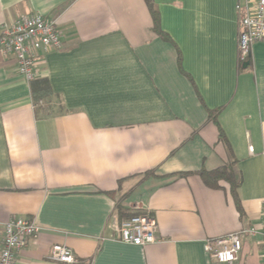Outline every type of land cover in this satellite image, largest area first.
Returning <instances> with one entry per match:
<instances>
[{
    "label": "crops",
    "instance_id": "obj_1",
    "mask_svg": "<svg viewBox=\"0 0 264 264\" xmlns=\"http://www.w3.org/2000/svg\"><path fill=\"white\" fill-rule=\"evenodd\" d=\"M256 1L0 0V25L41 14L61 38L37 53L39 102L0 52V249L16 216L42 228L16 264H223L205 243L231 232L232 264H264V42L244 67L236 8ZM224 165L236 196L200 175ZM119 205L158 241L119 240ZM56 244L75 261L51 260Z\"/></svg>",
    "mask_w": 264,
    "mask_h": 264
},
{
    "label": "built area",
    "instance_id": "obj_2",
    "mask_svg": "<svg viewBox=\"0 0 264 264\" xmlns=\"http://www.w3.org/2000/svg\"><path fill=\"white\" fill-rule=\"evenodd\" d=\"M236 8L239 13L240 58L247 62L251 59L254 43L264 42V0H257L254 5L238 3ZM60 47L61 38L55 22L41 14L22 16L12 23L0 25V52L4 56L12 55L16 58L19 72L29 82L36 77L34 67L37 53ZM41 231L42 228L33 220L11 217L4 224L0 264H16L17 253L27 246L30 238L38 237ZM156 232L157 221L152 215L136 214L120 223L119 240L145 246L158 241ZM240 233L231 232L207 240L206 252L219 263H234L242 248ZM50 259L65 263L75 261L72 249L62 244L53 246Z\"/></svg>",
    "mask_w": 264,
    "mask_h": 264
},
{
    "label": "trees",
    "instance_id": "obj_3",
    "mask_svg": "<svg viewBox=\"0 0 264 264\" xmlns=\"http://www.w3.org/2000/svg\"><path fill=\"white\" fill-rule=\"evenodd\" d=\"M150 9L152 10L155 24L157 27H159L158 13L153 10V7L151 4H150ZM31 86H32V92H33L34 99L37 102H39L41 99L47 98L51 94V87H50L48 79L46 78L32 80ZM218 113L219 111L217 110L214 112H211L210 118L219 126L218 120H217ZM219 131H220L221 139L227 142L225 133L223 132L220 126H219ZM151 173L153 174V172H150L149 174ZM200 175L203 177L204 181L212 187H219L218 182L220 180L228 181L231 184L233 195L236 196V189L239 183L236 181L235 174L230 165H224L213 171L201 170ZM117 213H119L121 217V221H123L125 219L130 218L133 215L142 214L145 212L137 211V212L126 213L124 211V208L119 205L117 206Z\"/></svg>",
    "mask_w": 264,
    "mask_h": 264
},
{
    "label": "water",
    "instance_id": "obj_4",
    "mask_svg": "<svg viewBox=\"0 0 264 264\" xmlns=\"http://www.w3.org/2000/svg\"><path fill=\"white\" fill-rule=\"evenodd\" d=\"M249 61H247L245 64H244V67H247L249 65Z\"/></svg>",
    "mask_w": 264,
    "mask_h": 264
}]
</instances>
